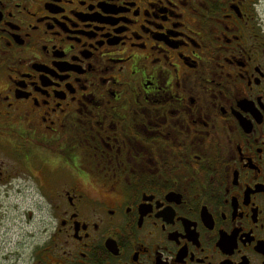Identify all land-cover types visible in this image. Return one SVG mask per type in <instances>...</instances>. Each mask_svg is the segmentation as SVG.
Here are the masks:
<instances>
[{
    "label": "flooded vegetation",
    "instance_id": "af4514ba",
    "mask_svg": "<svg viewBox=\"0 0 264 264\" xmlns=\"http://www.w3.org/2000/svg\"><path fill=\"white\" fill-rule=\"evenodd\" d=\"M0 264H264V0H0Z\"/></svg>",
    "mask_w": 264,
    "mask_h": 264
}]
</instances>
